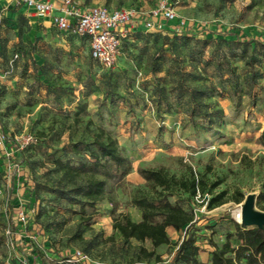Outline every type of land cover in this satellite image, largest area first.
<instances>
[{"label":"rangeland","instance_id":"374dc122","mask_svg":"<svg viewBox=\"0 0 264 264\" xmlns=\"http://www.w3.org/2000/svg\"><path fill=\"white\" fill-rule=\"evenodd\" d=\"M72 2L82 9L122 7L146 16L163 2L176 20L131 31L109 69L89 56L88 37L70 32L14 44L10 57L1 58L0 264H16V256L21 260L17 264L27 263L28 252L63 257L75 249L88 255L89 264L153 263L139 250L153 249L149 240H125L113 227L120 214L139 218L134 197L156 198L139 167H163L177 178L201 179L203 191L196 195L181 189L165 194L171 203L213 218L214 228L205 232L217 243L234 222L241 223L237 215L246 197L252 196L254 209L264 213V146L257 140L264 125V0ZM179 21L183 25L177 27ZM227 32L240 33L243 42L224 41ZM250 38L263 44H245ZM251 62L257 75L253 88L247 81ZM178 70L193 75L184 76L187 85L210 94L201 98L207 106L190 119L187 97L173 88ZM98 127L116 137L132 171L111 196L86 207L82 216L77 202L54 192L61 174L47 155L56 150L65 159L63 144L90 140ZM28 135L31 141L21 146ZM218 193L222 203L208 208ZM20 209L27 212L29 224L17 221ZM167 235L170 242L154 248L161 260L169 257L182 232L168 228ZM199 254L205 260L209 252L201 248Z\"/></svg>","mask_w":264,"mask_h":264},{"label":"trees","instance_id":"16d2710c","mask_svg":"<svg viewBox=\"0 0 264 264\" xmlns=\"http://www.w3.org/2000/svg\"><path fill=\"white\" fill-rule=\"evenodd\" d=\"M139 31L141 32L142 28ZM241 36L240 33L227 32L222 35V39L226 42H243L239 41ZM250 41L261 43L251 38L244 43L247 44ZM221 66V62H218L219 76L223 75ZM248 72L247 81L250 88H253L257 75L252 62L249 63ZM176 74L177 79L173 88L178 92V96L187 97L188 118H193L196 110L207 106L201 98H207L210 94L208 89L202 90L185 83L184 76H193L191 73L185 74L178 70ZM229 74L237 77L232 69H229ZM235 84L237 86L236 82ZM156 95L158 99L161 96L158 92ZM165 110L168 111V108L166 107ZM262 111L264 115V103ZM209 115L210 113H207V116ZM257 140L264 146V125ZM60 150L62 155L66 156L65 159L56 155V150L47 155L53 170L61 174L53 190L59 198L77 202L79 204L77 212L82 216L85 214L86 207L93 208L96 203L111 196L115 188L120 187L132 171L131 162L119 146L116 137L102 127L97 128L90 140L69 142L63 144ZM137 171L144 179V185L156 194V198L134 197L132 202L140 210L141 219L136 222L127 214H120L114 219L113 227L125 240L151 242L153 249L147 250L140 247L139 250L146 258H153L154 262L140 264H264V225L262 227L246 226L243 223L234 222L233 228L221 237L220 243H217L205 232L206 229L214 228L215 223H211L213 218H204L201 213L193 214L181 204L171 203L165 194L172 189H181L190 195H196L199 191H203L201 179L177 178L170 175L163 167L156 169L139 167ZM241 199L242 196L239 201ZM220 203H222L221 193H218L211 196L207 207L212 208ZM168 228L181 231L182 235L169 257L161 260V257L155 254L154 248L170 242L167 235ZM201 248H206L209 252L207 261L199 259ZM59 257H61L60 254L56 253V256L51 255L49 258L52 263L58 264Z\"/></svg>","mask_w":264,"mask_h":264},{"label":"built area","instance_id":"2783aa9c","mask_svg":"<svg viewBox=\"0 0 264 264\" xmlns=\"http://www.w3.org/2000/svg\"><path fill=\"white\" fill-rule=\"evenodd\" d=\"M22 1L34 12L49 16L57 30L88 37L90 56L106 68L112 67L116 62L121 41L131 32L130 28L150 30L159 21L169 22L176 19L174 10L163 2L146 16L136 15L133 11L122 7L109 9L94 5L82 9L76 7L72 0H57L58 4H55L53 0ZM180 25H183V21L176 23L177 27ZM30 141L31 137L28 135L21 139L20 145L23 146ZM3 142V137L0 135V143ZM17 221L20 225H26L31 222V219L26 211L20 209L17 212ZM89 262L88 255L79 249L57 259L58 264H89Z\"/></svg>","mask_w":264,"mask_h":264},{"label":"crops","instance_id":"0c3cea01","mask_svg":"<svg viewBox=\"0 0 264 264\" xmlns=\"http://www.w3.org/2000/svg\"><path fill=\"white\" fill-rule=\"evenodd\" d=\"M55 4H58L57 0H53ZM139 28L132 27L130 30L137 31ZM58 32L60 34H66L56 29L52 24L51 18L44 14H39L29 9L22 0H0V60L2 57H10V48L17 43L20 45H29L35 41L49 40ZM131 33V32H130ZM141 217L136 222L139 221ZM23 228V227H22ZM20 227V230L22 229ZM23 232V231H22ZM21 234V237L26 238V233ZM29 250V248H25ZM42 256L37 254H29L27 260L29 264L40 263V260L49 258L51 255L46 251H43ZM20 258L16 256L13 260L18 263ZM41 260V263H44ZM205 259L204 261H207ZM21 261V260H20ZM46 261V259H45Z\"/></svg>","mask_w":264,"mask_h":264},{"label":"water","instance_id":"95a60500","mask_svg":"<svg viewBox=\"0 0 264 264\" xmlns=\"http://www.w3.org/2000/svg\"><path fill=\"white\" fill-rule=\"evenodd\" d=\"M242 221L246 226H258L264 225V213L254 209V201L252 196L246 197L242 204L241 209Z\"/></svg>","mask_w":264,"mask_h":264},{"label":"bare ground","instance_id":"6f19581e","mask_svg":"<svg viewBox=\"0 0 264 264\" xmlns=\"http://www.w3.org/2000/svg\"><path fill=\"white\" fill-rule=\"evenodd\" d=\"M239 211H240V210H239ZM237 213H238V212H237ZM237 220H238L239 222L242 221L241 212L238 213V215H237Z\"/></svg>","mask_w":264,"mask_h":264}]
</instances>
